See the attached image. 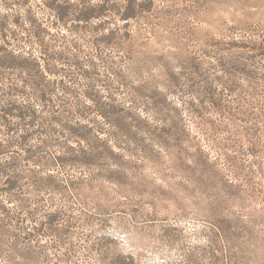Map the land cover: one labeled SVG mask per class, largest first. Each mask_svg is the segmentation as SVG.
<instances>
[{
	"label": "rangeland",
	"instance_id": "374dc122",
	"mask_svg": "<svg viewBox=\"0 0 264 264\" xmlns=\"http://www.w3.org/2000/svg\"><path fill=\"white\" fill-rule=\"evenodd\" d=\"M0 264H264V0H0Z\"/></svg>",
	"mask_w": 264,
	"mask_h": 264
}]
</instances>
